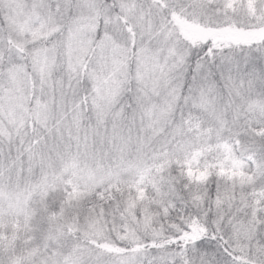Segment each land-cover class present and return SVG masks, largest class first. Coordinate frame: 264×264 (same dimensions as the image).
<instances>
[{"label":"snow or ice","instance_id":"obj_1","mask_svg":"<svg viewBox=\"0 0 264 264\" xmlns=\"http://www.w3.org/2000/svg\"><path fill=\"white\" fill-rule=\"evenodd\" d=\"M0 264H264V0H0Z\"/></svg>","mask_w":264,"mask_h":264}]
</instances>
